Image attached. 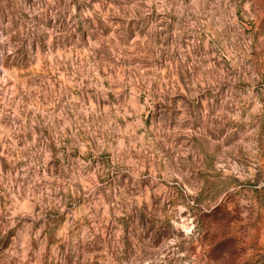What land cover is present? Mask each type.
Segmentation results:
<instances>
[{
    "label": "rangeland",
    "instance_id": "374dc122",
    "mask_svg": "<svg viewBox=\"0 0 264 264\" xmlns=\"http://www.w3.org/2000/svg\"><path fill=\"white\" fill-rule=\"evenodd\" d=\"M0 264H264V0H0Z\"/></svg>",
    "mask_w": 264,
    "mask_h": 264
}]
</instances>
